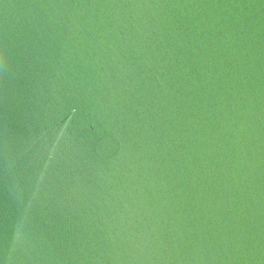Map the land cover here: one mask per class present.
<instances>
[{
    "label": "water",
    "instance_id": "obj_1",
    "mask_svg": "<svg viewBox=\"0 0 264 264\" xmlns=\"http://www.w3.org/2000/svg\"><path fill=\"white\" fill-rule=\"evenodd\" d=\"M0 264H264V0H0Z\"/></svg>",
    "mask_w": 264,
    "mask_h": 264
}]
</instances>
